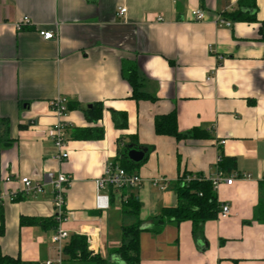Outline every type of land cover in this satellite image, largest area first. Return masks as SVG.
<instances>
[{"label": "crops", "instance_id": "crops-1", "mask_svg": "<svg viewBox=\"0 0 264 264\" xmlns=\"http://www.w3.org/2000/svg\"><path fill=\"white\" fill-rule=\"evenodd\" d=\"M240 0H0V191L16 195L0 206V248L27 264L56 260V229L21 220H49L57 213L53 187L45 174L63 173L69 232L85 237L88 251L107 264H125L114 254L122 227L121 193L108 210L96 207V180L108 163L122 167L128 146L147 147L140 175V264H264V221L256 218L264 201V0H255L256 22L216 21L237 9ZM125 8L126 13L119 15ZM200 9L206 20L195 21ZM28 17L35 26L18 30ZM163 21H158V18ZM42 29L57 39L44 40ZM124 62L136 63L144 91L155 101H135L122 76ZM67 100L69 158L57 160L51 139L56 117L51 102ZM101 108L98 123L88 108ZM95 108V109H96ZM177 113L182 133L199 128L208 139L159 136L157 116ZM113 112L127 115L120 129ZM93 128L101 137L82 138ZM235 158L232 185L217 188L230 216L207 221L203 240L193 223L166 221L160 233L152 220L178 204L179 177L215 176L220 150ZM248 176L244 178L243 176ZM44 183V192L21 194L19 179ZM165 178V190L152 184ZM9 179V180H8ZM264 218V210L261 212ZM90 236V237H88ZM88 238L93 240L89 243ZM63 264H85L64 254Z\"/></svg>", "mask_w": 264, "mask_h": 264}, {"label": "trees", "instance_id": "trees-1", "mask_svg": "<svg viewBox=\"0 0 264 264\" xmlns=\"http://www.w3.org/2000/svg\"><path fill=\"white\" fill-rule=\"evenodd\" d=\"M257 7L255 0H240L238 7L235 11L230 13H224L222 16L226 20L234 22H256L257 21ZM122 76L129 83L132 94L131 99L139 101H155L156 98L147 94L143 89V82L139 73V69L136 63L124 62L122 65ZM94 106L87 112V119L90 122L98 123L102 117L101 108L97 110ZM113 119L116 126L123 129L127 126V115L124 113L113 112ZM177 113L175 111L167 115L157 116L154 121L155 132L159 136L173 137L178 141L184 139H208L209 134L199 128L182 133L178 129L177 125ZM93 128H86L81 130L80 137L82 138H97L102 136V130L97 128L99 135L93 134ZM220 150V160L216 164L217 172H222L225 175H231L236 170V159L227 157ZM122 161V167L132 173L133 167L138 165L128 161L124 158ZM179 183L177 188L178 204L173 208L162 209L160 215L153 218L152 227L154 233L161 232L162 227L166 221H172L181 223L184 221H191L193 223L194 236L199 240H203V228L207 221L218 219L222 203L219 201L217 189H215L212 181L207 179L204 175H193L190 172H185L179 177ZM121 193L120 199L122 201V213L125 218L132 219L133 222L130 225H124L122 227V240L121 246L114 251L122 262L125 264H140V252H141V233L143 231V223L140 219L141 214V202L139 200L136 190H110L111 201L117 193ZM259 208H257L256 218L260 221H264L262 217V211L264 210V201L260 202ZM22 225L40 224L45 229L58 228V219L56 215L49 220L41 219H27L21 220ZM64 254L69 259L77 260L79 263L85 264H107V261L100 257V255H92L88 251V244L85 237L74 235L70 238L69 244L64 248ZM0 264H27L20 258H13L3 254L0 248Z\"/></svg>", "mask_w": 264, "mask_h": 264}, {"label": "built area", "instance_id": "built-area-1", "mask_svg": "<svg viewBox=\"0 0 264 264\" xmlns=\"http://www.w3.org/2000/svg\"><path fill=\"white\" fill-rule=\"evenodd\" d=\"M126 9L122 8L119 11V15H124ZM192 17L195 21L202 22L206 20L205 13L200 9L192 10ZM158 21H163V18H158ZM216 23L219 26L231 27L232 23L226 21L224 18L217 19ZM35 24L28 18H22L16 27L18 30H22L25 27H33ZM39 34L44 40L57 39V33L53 30L42 29ZM51 109L56 117V123L53 125L51 132V139L57 150V160L62 162L69 158L68 150V130L70 128L66 118L68 115L67 100L65 98H57L51 102ZM220 160V158H219ZM218 160V161H219ZM244 178L248 176L244 175ZM212 181L215 189H217L222 183L232 185L234 177H227L222 172H217L215 176L207 177ZM9 180V179H8ZM45 182L52 185L54 191L53 204L56 211V217L58 219V228L52 236V243L57 246V258L53 261H48L46 264H63L64 262V243L69 238V232L62 229L60 225L66 221V187L69 183V177L63 173L55 175L51 172L45 174ZM22 186L21 194L26 197H33L44 192V183L35 182L29 177H22L19 179ZM143 183V179L136 173L127 172L123 167L115 164L108 163L105 166L104 172L100 178L96 180L97 197L96 207L98 210H108L111 204L110 190H136ZM152 184L165 190L168 186V181L165 178L155 179ZM17 198L16 195L10 193H4L0 191V206H4L7 201H14ZM230 216V207L227 204L222 205L220 212V218L226 219ZM90 237V236H88ZM89 243L93 240L88 238Z\"/></svg>", "mask_w": 264, "mask_h": 264}, {"label": "water", "instance_id": "water-1", "mask_svg": "<svg viewBox=\"0 0 264 264\" xmlns=\"http://www.w3.org/2000/svg\"><path fill=\"white\" fill-rule=\"evenodd\" d=\"M93 106L92 105H89L88 108L91 109ZM128 151H127V159L128 161L136 164V165H139L141 164L146 156H147V153H148V148L147 147H136V146H133V145H130L128 146Z\"/></svg>", "mask_w": 264, "mask_h": 264}]
</instances>
